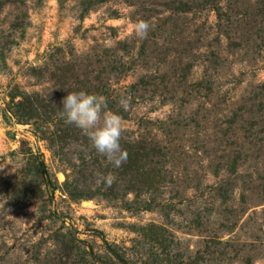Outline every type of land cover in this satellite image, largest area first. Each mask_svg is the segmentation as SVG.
Segmentation results:
<instances>
[{
  "label": "rangeland",
  "instance_id": "rangeland-1",
  "mask_svg": "<svg viewBox=\"0 0 264 264\" xmlns=\"http://www.w3.org/2000/svg\"><path fill=\"white\" fill-rule=\"evenodd\" d=\"M0 264H264V0H0Z\"/></svg>",
  "mask_w": 264,
  "mask_h": 264
},
{
  "label": "clouds",
  "instance_id": "clouds-1",
  "mask_svg": "<svg viewBox=\"0 0 264 264\" xmlns=\"http://www.w3.org/2000/svg\"><path fill=\"white\" fill-rule=\"evenodd\" d=\"M149 23L138 20L135 33L138 37H145L149 30ZM60 117L66 124L74 125L88 138L95 151L106 158L114 167H120L127 158L126 151L121 148V120L117 113L107 107V101L101 94L90 93L85 90L67 92L62 98ZM121 103L125 106L124 101ZM114 177L104 178L111 184Z\"/></svg>",
  "mask_w": 264,
  "mask_h": 264
}]
</instances>
